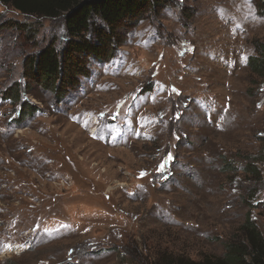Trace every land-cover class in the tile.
Listing matches in <instances>:
<instances>
[{
    "label": "rangeland",
    "instance_id": "374dc122",
    "mask_svg": "<svg viewBox=\"0 0 264 264\" xmlns=\"http://www.w3.org/2000/svg\"><path fill=\"white\" fill-rule=\"evenodd\" d=\"M160 3L59 99L23 62L63 48V19L0 3V264L199 262L246 220L264 233V74L248 65L264 14Z\"/></svg>",
    "mask_w": 264,
    "mask_h": 264
},
{
    "label": "trees",
    "instance_id": "16d2710c",
    "mask_svg": "<svg viewBox=\"0 0 264 264\" xmlns=\"http://www.w3.org/2000/svg\"><path fill=\"white\" fill-rule=\"evenodd\" d=\"M164 0H0L7 8L13 9L28 18H44L64 21L67 41L57 50L52 46L27 57L23 62L25 77L35 80L50 88L56 98H61L65 91L79 86V76L88 77L86 61H108L122 43V36L129 25L134 26L143 18L146 11H156ZM257 14H264V0H252ZM20 25L18 22L16 23ZM26 34L31 26L21 24ZM256 54L248 59L251 71L264 74V46L256 45ZM8 92L7 98L12 104L18 98L15 91ZM66 89V90H63ZM61 91V92H60ZM60 92V93H59ZM12 94V96H11ZM60 94V96H59ZM24 105L23 111L17 110L18 116H28L41 111H34V106ZM29 107V108H28ZM21 113V114H20ZM19 124V123H18ZM241 240H234L225 247L222 258H205L199 262L182 257L165 259L161 264H264V233L246 220L241 230Z\"/></svg>",
    "mask_w": 264,
    "mask_h": 264
}]
</instances>
